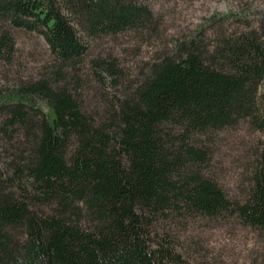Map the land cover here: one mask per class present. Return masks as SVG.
I'll return each instance as SVG.
<instances>
[{
  "label": "trees",
  "instance_id": "obj_1",
  "mask_svg": "<svg viewBox=\"0 0 264 264\" xmlns=\"http://www.w3.org/2000/svg\"><path fill=\"white\" fill-rule=\"evenodd\" d=\"M151 1L0 0V264H185L153 232L181 216L264 231V140L239 198L208 147L243 120L264 131V11L212 16L245 26L202 27L135 74L91 56L103 37L157 32ZM14 30L45 41L35 75L17 69Z\"/></svg>",
  "mask_w": 264,
  "mask_h": 264
},
{
  "label": "rangeland",
  "instance_id": "obj_2",
  "mask_svg": "<svg viewBox=\"0 0 264 264\" xmlns=\"http://www.w3.org/2000/svg\"><path fill=\"white\" fill-rule=\"evenodd\" d=\"M249 5L264 11V0H152L151 6L160 20L157 32L106 36L92 42L90 54L115 55L135 74L144 62L202 27L207 40L218 31L243 29L244 23L232 20L209 25V18ZM252 25L258 26L259 22ZM14 36L17 69L35 75L49 58L43 37L24 30H14ZM91 97H86L87 103L94 102ZM263 140L264 131L246 120L210 137L209 170L229 197H243L248 186L247 169ZM153 232L160 237L166 235L172 250L180 254L185 264H264V231L244 225L234 215L181 216L159 222Z\"/></svg>",
  "mask_w": 264,
  "mask_h": 264
}]
</instances>
